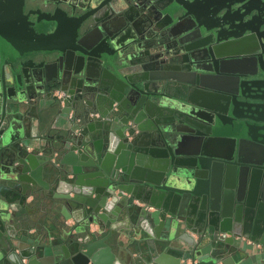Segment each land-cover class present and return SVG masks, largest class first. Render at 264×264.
Here are the masks:
<instances>
[{
	"label": "water",
	"instance_id": "95a60500",
	"mask_svg": "<svg viewBox=\"0 0 264 264\" xmlns=\"http://www.w3.org/2000/svg\"><path fill=\"white\" fill-rule=\"evenodd\" d=\"M38 4L0 17V264H264V0Z\"/></svg>",
	"mask_w": 264,
	"mask_h": 264
},
{
	"label": "crops",
	"instance_id": "0c3cea01",
	"mask_svg": "<svg viewBox=\"0 0 264 264\" xmlns=\"http://www.w3.org/2000/svg\"><path fill=\"white\" fill-rule=\"evenodd\" d=\"M24 45H29L32 42L31 35H27L23 38ZM41 40V39H40ZM36 41L38 39L36 38ZM49 117V116H48ZM44 126L49 127V132L51 135H58L60 132L56 127L51 126V124H46L49 118H44ZM46 124V125H45ZM54 127V128H53ZM39 193L37 195L38 198H33L32 195L28 196L26 199L27 206L22 210L23 216L30 219H36L39 223L43 224V231L50 228V230L56 228H62L64 225H73L74 219L73 217H69L72 215L70 209L66 210V215L61 211L60 206L56 204L57 199L54 195L49 194L48 190L43 187H38ZM97 225L94 223L89 224V231H96ZM169 260V259H167Z\"/></svg>",
	"mask_w": 264,
	"mask_h": 264
},
{
	"label": "flooded vegetation",
	"instance_id": "af4514ba",
	"mask_svg": "<svg viewBox=\"0 0 264 264\" xmlns=\"http://www.w3.org/2000/svg\"><path fill=\"white\" fill-rule=\"evenodd\" d=\"M9 1H20L19 2V10L17 8V11H12L9 9L8 2ZM40 1H44V0H0V17L1 18H11V19H15L17 23V28L20 29L21 25L20 22H24L27 21L29 22V27H31V31L36 33H42L44 31H46L43 28H39V26L41 25V21L35 23V18L36 16L32 13L29 12L30 9H35L37 8V6H39V2ZM47 1H51V0H47ZM70 1H83V0H70ZM31 22V23H30ZM12 25H10L11 27ZM14 30V33H18L17 30ZM22 30V29H21ZM17 50L19 49H23V46L21 47H16ZM2 49V50H1ZM0 50L2 53H4L5 55H7V52H13L11 49H4V47H2Z\"/></svg>",
	"mask_w": 264,
	"mask_h": 264
}]
</instances>
